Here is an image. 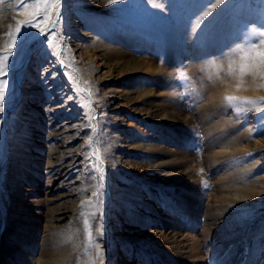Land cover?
<instances>
[{
    "label": "rangeland",
    "instance_id": "obj_1",
    "mask_svg": "<svg viewBox=\"0 0 264 264\" xmlns=\"http://www.w3.org/2000/svg\"><path fill=\"white\" fill-rule=\"evenodd\" d=\"M10 1L0 0V51L28 18ZM72 2L61 8V55L28 29L7 76L0 264H264V104L243 103L264 97V79L238 72V49L257 39L245 25L264 30V0H226L199 29L207 0H105L103 12ZM68 16L99 38L80 54L65 43ZM88 56L103 58V85L78 70L77 60L91 69ZM107 87L126 90L109 107L95 100ZM60 122L67 129L50 133ZM62 139L64 161L88 152L69 172L48 150Z\"/></svg>",
    "mask_w": 264,
    "mask_h": 264
},
{
    "label": "snow or ice",
    "instance_id": "obj_2",
    "mask_svg": "<svg viewBox=\"0 0 264 264\" xmlns=\"http://www.w3.org/2000/svg\"><path fill=\"white\" fill-rule=\"evenodd\" d=\"M119 0H109V3H116ZM63 0H17V10L25 11L28 18L25 20H17L14 30L12 26H9L10 31L6 34L9 37V41L6 44L5 48L0 51V111H3V105L6 100V91L9 87V81L7 76L10 69L13 66V62L18 53L22 50L24 43L29 39L33 34L28 33V29H37L35 35H43L45 37V43L53 55L59 56L61 52L59 50V41L62 40L57 31L59 21L61 20ZM208 4L211 7H208ZM226 4V0H207V3L204 4V8L207 10L203 11V15L199 17L197 21L196 28L199 29L202 27V23L206 22L208 18L213 16L217 10L221 8L222 5ZM155 8H162L163 5L160 3H153L152 5ZM246 40H250V37H256L255 41H250L245 43L243 48H239L238 51L240 55V64L238 68L239 76L242 78L245 75L253 74L259 75L261 79H264V30H257L255 28L248 29L245 25ZM251 61V64H249ZM61 64L64 63L63 60L60 61ZM232 65L229 64V74H231ZM181 77H186V74L181 72ZM242 82V79H241ZM88 82L85 81L84 84ZM264 86V85H262ZM237 87H240V84H237ZM78 93L87 95L81 96V99L90 107V97L92 92L87 88L81 87L79 82H77V87L75 89ZM71 99V97L69 98ZM224 101L228 104L233 102L241 101L240 97L227 95L224 97ZM243 103L246 104H264V97L259 98L258 100H243ZM241 109L237 108V113H241ZM256 112L264 116V107H257ZM88 119H94L92 116H88ZM93 144V137L89 138L88 146L91 147ZM95 155L97 160L100 159L99 149H95L92 153ZM101 181L103 176L100 177ZM93 196L99 195L98 192H93ZM82 205L89 203L87 201H82ZM85 227L89 226L88 218L84 220ZM97 255H101V252L98 250Z\"/></svg>",
    "mask_w": 264,
    "mask_h": 264
},
{
    "label": "bare ground",
    "instance_id": "obj_3",
    "mask_svg": "<svg viewBox=\"0 0 264 264\" xmlns=\"http://www.w3.org/2000/svg\"><path fill=\"white\" fill-rule=\"evenodd\" d=\"M13 2L17 3V0H13ZM8 3L10 4V3H12V1L8 0ZM80 4L81 5L90 4V7L92 9L96 7V10H99V11L103 12L104 5H105V0H99V1L98 0H73L72 4L69 7H67V9L72 11L75 7H77ZM82 7L86 8L84 6H82ZM65 21H66L65 22V26L66 27L63 30H65L68 33V35L66 37H64V39L66 41L65 43L69 47V51H71V54L72 53L80 54L81 50L83 49L84 42H86L85 40H87V42H91V41H94L97 37H95V35L92 34L90 31H88L87 29L79 30L77 32V30H78L77 28L80 27V25L82 24V23H80V21L77 18H72V17L68 16V17H66ZM97 39H99V38H97ZM96 42H98V41L96 40ZM93 46H94V56L104 57L105 54L108 52V50H110V49H108V45H104L103 43H96V45L94 44ZM92 57H93V55H92ZM87 58H89L91 60V62L95 63V64L91 63V66H90L91 69H88V71L85 72V69L82 66L85 64L84 62H87L88 60H85L84 62H82V61L80 62L79 60H77L76 63H77V66H78V70L81 72V74H86V75L89 74L87 78L90 79V81L93 84V86H99V85H103L104 83H106V78H105V75H104V74H106L105 73L106 71L105 70L101 71V69L104 68V65H103L104 64V60H103V58H101L100 62H98V63H97V61L94 62L93 59H91L89 56ZM34 59H35V56H34ZM125 92H126V90H123V89H119V88L116 89V88H113V87H111V88L107 87L102 93H100V95H95V100H100L102 102L103 106L105 105L106 107H109L110 105L115 104L116 99L118 97H120V95H124ZM57 107H59V106H56L55 108H57ZM112 108H114V107H111V108H108V109L110 110ZM61 124H63V123L60 122L57 125L54 124L55 129L52 132H50V133L57 134V133H60V132H62L64 130H66L67 129L66 128L67 127L66 124H65L66 126L62 127L61 129L58 128V127H60ZM68 136H66V137H68ZM58 143H59L58 145L51 146L48 149L49 152H57V151H59L56 154L57 156H55V157H57V160H52V161L55 162V164L59 165L58 169H60V168L63 169L64 168V169H66V172H69L71 165H73V164H70L72 160L73 161H78L80 159L81 162H86L87 161L86 159H87L88 152L85 151V150L83 152H80V153L77 151L76 156L75 157L73 156V158L70 159L71 161L70 160H68L67 162L64 161V159H62L60 157H63V155L66 156L65 152L71 150L70 148H72V147H69V145L67 144L68 142L64 141V140L60 141ZM69 153H71V152L69 151ZM50 160H51V158H50ZM52 161H50V163L48 161L49 166L54 164ZM65 216L66 215L62 214V216H60L59 219H62Z\"/></svg>",
    "mask_w": 264,
    "mask_h": 264
}]
</instances>
